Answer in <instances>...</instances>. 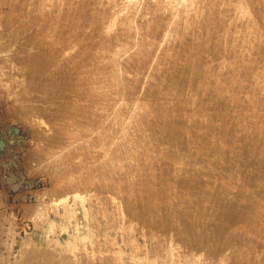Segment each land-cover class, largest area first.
<instances>
[{
    "label": "rangeland",
    "instance_id": "374dc122",
    "mask_svg": "<svg viewBox=\"0 0 264 264\" xmlns=\"http://www.w3.org/2000/svg\"><path fill=\"white\" fill-rule=\"evenodd\" d=\"M262 31L264 0H0V264H264Z\"/></svg>",
    "mask_w": 264,
    "mask_h": 264
},
{
    "label": "bare ground",
    "instance_id": "6f19581e",
    "mask_svg": "<svg viewBox=\"0 0 264 264\" xmlns=\"http://www.w3.org/2000/svg\"><path fill=\"white\" fill-rule=\"evenodd\" d=\"M168 1H169V0H168ZM229 1H230V0H229ZM165 3H166V2H165ZM151 5H152V4H151ZM149 6H150V5H149ZM235 6H236V5H235ZM192 8H193V7H192ZM194 8H195V7H194ZM163 9H164V8H163ZM185 9H186V8H185ZM166 13H167V12H166ZM163 14H164V13H163ZM160 17H161V16H160ZM94 25H95V23H94ZM257 26H258V25H257ZM92 27H93V26H92ZM94 27H95V26H94ZM254 28H255V27H254ZM261 28H262V27H261ZM258 29H259V28H258ZM262 32H264V31H262ZM262 32H261V33H262ZM262 34H263V33H262ZM208 37H209V36H208ZM260 38H261V37H260ZM260 41H261V40H260ZM251 43H252V42H251ZM261 43H262V42H261ZM251 45H252V44H251ZM260 45H261V44H260ZM195 46H196V45H195ZM237 46H238V45H237ZM152 47H153V46H152ZM176 47H177V46H176ZM193 47H194V46H193ZM214 47H216V45H214ZM150 48H151V47H150ZM168 48H169V47H168ZM194 49H195V48H194ZM235 49H236V48H235ZM253 49H254V48H253ZM262 49H263V48H262ZM144 50H145V49H144ZM217 50H219V49H217ZM217 50H216V51H217ZM76 51H77V49H76ZM152 51H153V50H152ZM152 51H151V52H152ZM175 51H176V50H175ZM193 51H194V50H193ZM64 52H65V51H64ZM147 52H148V50H147ZM199 52H200V51H199ZM205 52H206V51H205ZM211 52H212V50H211ZM262 52H263V51H262ZM65 53H66V52H65ZM148 53L150 54V51H149ZM213 53H214V51H213ZM216 55H217V53H216ZM240 55H241V54H240ZM248 55H250V54H248ZM142 56H143V55H142ZM232 56H233V55H232ZM152 57H153V55H152ZM212 57H213V56H212ZM209 58H210V57H209ZM173 59H174V58H173ZM263 59H264V58H263ZM139 60H140V59H139ZM143 60H144V59H143ZM143 60H142V61L140 60V61L143 62ZM181 60H182V59H181ZM131 61H132V60H131ZM144 61H145V60H144ZM173 61H174V60H173ZM179 61H180V60H179ZM146 63H148V62H146ZM188 63H189V62H188ZM157 64H158V63H157ZM257 64H258V63H257ZM131 65H132V63H131ZM140 65H141V64H140ZM140 65H139V66H140ZM146 65H147V64H146ZM146 65H145V66H146ZM249 65H251V64H249ZM132 66H133V65H132ZM142 66H143V65H142ZM228 66H229V65H228ZM143 67H144V66H143ZM249 67H250V66H249ZM127 68H128V67H127ZM127 68H126V69H127ZM141 68H142V67H141ZM144 68H145V67H144ZM251 68H252V66H251ZM255 68H256V66H255ZM262 68H264V67H262ZM146 69H147V68H146ZM0 71H1V70H0ZM2 71H3V70H2ZM144 71H145V70H144ZM144 71H143V72H144ZM129 72H131V71H129ZM145 72H146V71H145ZM254 72H255V71H254ZM1 73H2V72H1ZM186 73H187V72H186ZM201 73H202V72H201ZM5 74H6V73H5ZM161 74H162V72H160V75H161ZM202 74H203V73H202ZM196 75H197V73H196ZM2 76H3V75H2ZM2 76H0V77H2ZM128 76H129V75H128ZM168 76H169V75H168ZM163 77H164V76H163ZM176 77H177V76H176ZM196 77H197V79H198V76H196ZM199 77H201V76H199ZM254 77H255V76H254ZM161 78H162V77H161ZM129 79H130V78H129ZM184 80H185V79H184ZM0 81H1V78H0ZM192 81H193V80H192ZM218 81H219V80H218ZM159 82H160V81H159ZM186 82H187V81H186ZM210 82H211V81H210ZM184 83H185V82H184ZM205 84H206V83H205ZM215 86H216V85H215ZM156 87H157V86H156ZM158 87H159V86H158ZM184 87H185V86H184ZM217 87H218V86H217ZM260 87H261V86H260ZM182 88H183V87H182ZM170 89H171V88H170ZM180 89H181V88H180ZM191 89H193V88L191 87ZM194 89H195V88H194ZM158 91H159V90H158ZM170 91H171V90H170ZM182 91H183V90H182ZM182 91H181V92H182ZM191 91H193V90H191ZM165 92H166V91H165ZM184 92H185V91H184ZM208 92H209V91H208ZM176 93H177V92H176ZM191 93H192V92H191ZM204 93H205V92H204ZM158 95H159V94H158ZM168 95H169V94H168ZM212 95H215V94H212ZM166 96H167V95H166ZM152 97H153V96H152ZM170 97H171V96H170ZM170 97L168 96V98H170ZM166 99H167V98H166ZM172 99H173V98H172ZM175 99H176V98H175ZM152 100H153V99H152ZM157 100H158V99H157ZM159 100H161V99L159 98ZM181 100H182V99H181ZM197 100H198V99H197ZM183 101H185V100H183ZM190 102H191V101H190ZM214 102H215V101H214ZM108 103H109V102H108ZM196 103H197V102H196ZM196 103H195V104H196ZM183 104H184V103H183ZM189 104H190V103H189ZM190 105H191V104H190ZM197 105H198V104H197ZM202 107H203V106H202ZM172 108H173V107H172ZM208 109H209V108H208ZM176 110H177V109H176ZM213 110H214V108H213ZM179 111H180V110H179ZM223 112H224V111H223ZM176 113H177V111H176ZM218 114H219V113H218ZM223 114H224V113H223ZM216 115H217V114H216ZM189 116H190V115H189ZM220 117H221V115H220ZM220 117H219V119H220ZM228 117H229V116H228ZM178 118H179V116L177 117V120H178ZM188 118H189V117H188ZM217 118H218V116H217ZM89 120H90V119H89ZM172 120H173V119H172ZM174 120H176V119H174ZM169 121H170V120H169ZM178 121H179V120H178ZM216 121H217V120H216ZM216 121H215L214 123H216ZM223 121H224V120H223ZM233 121H234V120H233ZM179 122H180V121H179ZM179 122H178V123H179ZM227 122H228V120H227ZM231 122H232V121H231ZM71 123H72V122H71ZM140 123H141V122H140ZM233 123H234V122H233ZM146 124H147V123H146ZM169 124H170V123H169ZM176 125H177V124H176ZM178 125H179V127H180L181 124H178ZM209 125H211V124H209ZM220 125H221V124H220ZM226 125H227V124H226ZM232 125H233V124H232ZM213 126H214V125H213ZM147 127H148V126H147ZM209 127H210V126H209ZM218 127H219V126H218ZM227 127H228V126H227ZM231 127H232V126H231ZM204 128H206V127H204ZM225 128H226V127H225ZM234 128H235V127H234ZM179 129H180V128H179ZM201 129H202V128H201ZM217 129H218V128H217ZM228 129H229V128H228ZM232 129H233V128H232ZM145 130H146V129H145ZM149 130H150V129H149ZM205 130H206V129H204V131H205ZM256 130H257V129H256ZM177 131H178V130H177ZM182 131H183V130H182ZM182 131H181V132H182ZM198 131H199V130H198ZM209 131H210V130H209ZM209 131L207 130V132H209ZM142 132H143V131H142ZM211 132H212V131H211ZM215 132H216V131H215ZM139 133H140V132H139ZM212 133H213V132H212ZM228 133H229V132H228ZM230 133H231V132H230ZM230 133H229V136H230ZM193 134H194V133H193ZM204 134H205V132H204ZM213 134H215V133H213ZM180 135H181V134H180ZM206 135L208 136V133H207ZM176 136H177V135H176ZM192 136H193V135H192ZM210 136H211V134H210ZM210 136H209V138H210ZM213 136H214V135H213ZM181 137H182V136H181ZM189 138H190V137H189ZM193 138H194V136H193ZM197 138H198V137H197ZM206 138H207V137H206ZM206 138H205V139H206ZM209 138L206 139V141H209ZM212 138H213V137H212ZM178 139L180 140V138H178ZM178 139H177V141H178ZM181 139H182V138H181ZM191 139H192V138H191ZM191 139H188V140H191ZM200 139H201V138H200ZM202 139H203V138H202ZM223 139H224V137H223ZM230 139H231V137H230ZM230 139H229L230 142L233 141L232 139H231V140H230ZM194 140H195V139H194ZM211 140H212V139H211ZM224 140H225V139H224ZM151 141H152V140H151ZM206 141H205L204 144L207 143ZM229 141H228V142H229ZM234 141H235V140H234ZM142 142H143V141H142ZM230 142H229V143H230ZM239 142H241V141H239ZM177 143H178V142H177ZM200 143H202V141H201ZM211 143H212V142H211ZM148 144H149V143H148ZM197 144H198V143H197ZM212 144H213V143H212ZM226 144H227V142H226ZM146 145H147V144H146ZM153 145H154V143H153ZM155 145H156V143H155ZM177 145H178V144H177ZM194 145H195V143H194ZM200 145H201V144H200ZM202 145H203V144H202ZM188 146H189V145H188ZM197 146H198V145H197ZM206 146L208 147L209 145H206ZM206 146H205V148H206ZM230 146H231V144H230ZM233 146H234V145H233ZM233 146H232V147H233ZM167 147H168V146H167ZM201 147H202V146H201ZM201 147H200V148H201ZM196 148H197V147H196ZM94 149H95V148H94ZM173 149H174V148H173ZM197 149H199V148H197ZM245 149H246V148H245ZM163 150H164V149H163ZM169 150H170V148H169ZM174 150H175V149H174ZM201 150H203V149L201 148ZM206 150H207V149H206ZM204 151H205V150H204ZM202 153H203V152H202ZM228 153H229V152H228ZM243 153H244V152H243ZM203 154H205V153H203ZM150 155H151V154H150ZM245 155H246V153H245ZM158 156H160V155H158ZM185 158H186V157H185ZM206 159H207V158H206ZM229 159H230V158H229ZM217 160H218V159H217ZM246 160H247V159H246ZM251 160H252V159H251ZM73 161H74V160H73ZM208 161H209V160H208ZM208 161H207V162H208ZM212 161H213V160H212ZM226 161H227V159L225 158V161H224V162H226ZM201 162H202V161H201ZM150 163H151V162H150ZM167 163H168V162H167ZM250 163H251V162H250ZM252 163H253V162H252ZM179 164H180V163H179ZM215 164H216V163H215ZM223 164H224V163H223ZM256 164H257V163H256ZM256 164H255V165H256ZM162 165H163V164L161 163V167H162ZM166 165H167V164H166ZM166 165H165V166H166ZM213 165H214V164H213ZM248 165H249V164H247V166H248ZM183 166H184V165H183ZM203 166H204V165H203ZM245 166H246V165H245ZM250 166H251V164H250ZM148 167H149V166H148ZM184 167H185V166H184ZM142 168H143V167H142ZM163 168H164V167H163ZM203 168L205 169V167H203ZM225 169H226V168H225ZM137 170H138V169H137ZM219 170H220V168H219ZM226 170H227V169H226ZM77 171H78V170H77ZM224 171H225V170H224ZM83 173H84V172H83ZM87 173H88V172H87ZM161 173H162V172H161ZM113 174H114V173H113ZM210 174H211V172H210ZM213 174H214V173H213ZM97 175H98V174H97ZM98 176H99V175H98ZM92 177H93V176H92ZM205 178H206V177H205ZM128 179H129V178H128ZM260 180H261V179H260ZM129 182H130V181H129ZM160 184H161V183H160ZM160 184H159V185L157 184V185L160 186ZM261 184H262V183H261ZM95 188H96V187H95ZM183 195H184V194H183ZM129 204H130V203H129ZM187 205H188V204H187ZM131 206H133V205H131ZM129 209H130V208H129ZM129 211H130V210H129ZM131 211H132V209H131ZM133 211H134V212L136 211L135 208L133 209ZM186 213H187V212H186ZM218 213L220 214V212H218ZM148 215H149V214H148ZM187 215H188V214H187ZM149 216H150V215H149ZM235 216H236V215H235ZM150 217H151V216H150ZM150 217H149V218H150ZM105 218H106V217H105ZM109 218H110V217H109ZM109 218H108V219H109ZM152 218H153V217H152ZM147 220H148V219H147ZM150 220H151V219H150ZM150 220H149V221H150ZM109 221H110V220H109ZM152 221H155V220L152 219L151 222H152ZM195 221H196V220H195ZM120 222H121V221H120ZM151 222H150V223H151ZM106 223H107V222H106ZM114 223H115V222H114ZM189 223H190V222H189ZM189 223H187V224L189 225ZM119 224H120V223H119ZM210 224H211V223H210ZM105 225H106V224H105ZM171 225H173V226L175 227L174 224H171ZM185 225H186V223H185ZM208 225H209V224H208ZM213 225H214V224H213ZM213 225H212V226H213ZM215 225H216V224H215ZM217 225H218V224H217ZM200 226H201V225H200ZM220 226H222V225H220ZM251 226H252V225H251ZM118 227H119V226H118ZM125 227H126V226H125ZM194 227H195V226H194ZM202 227H203V226H202ZM216 227H217V226H216ZM254 227H255V226H254ZM189 228H190V226H189ZM208 228H209V226H208ZM208 228H207V230H208ZM210 228H211V227H210ZM213 228L215 229V227H213ZM107 229H108V228H107ZM125 229H126V228H125ZM180 229H181V228H180ZM195 229H196V228H195ZM195 229H194V230H195ZM198 229H199V228H198ZM198 229H197V232H196V233H198ZM200 229H201V227H200ZM214 229H213V230H214ZM216 229H217V228H216ZM177 230H179V229H177ZM188 230H189V229H188ZM201 230H202V234H203V228H202ZM209 230H210V229H209ZM209 230H208V231H209ZM257 230H258V228H257ZM259 230H260V229H259ZM193 232H194V231H193ZM205 232H207V231H205ZM210 232H212V231L210 230ZM215 232H217V230H216ZM262 232H263V231H262ZM262 232L260 231L259 233L261 234ZM162 233H163V232H162ZM200 233H201V232L199 231V234H198V235H200ZM190 234H191V232H190ZM202 234H201V236H202ZM207 234H208V233H207ZM213 234H214V233H213ZM192 235H193V234H192ZM192 235H191V238H192ZM194 235H195V234H194ZM196 235H197V234H196ZM203 235H205V234H203ZM209 235H210V234H209ZM209 235H208V236H209ZM214 235H215V234H214ZM214 235H213V236H214ZM217 235H218V233H217ZM261 235H262V234H261ZM180 236H181V235H180ZM188 236H189V235H188ZM210 236H211V235H210ZM202 237H203V236H202ZM205 237H207V236L205 235ZM262 237H264V236H262ZM193 238H194V237H193ZM197 238H199V237H197ZM197 238H196V239H197ZM207 238H208V237H207ZM207 238H206V239H207ZM209 238H210V237H209ZM214 238H215V237H214ZM216 238H217V236H216ZM218 238H219V236H218ZM259 238H261V237H259ZM175 239H176V238H175ZM206 239H205V240H206ZM261 239H262V238H261ZM140 240H141V239H140ZM188 240H189V239H188ZM197 240H198V239H197ZM197 240H195V242H196ZM201 240H202V239H201ZM203 240H204V238H203ZM205 240H204V243H203V244H205ZM207 240H211V238H210V239H207ZM214 240H215V239H214ZM254 240H255V239H254ZM142 241H143V240H142ZM190 241H191V240H190ZM192 241H193V240H192ZM199 241H200V240H199ZM199 241H197V242L200 243L201 241H200V242H199ZM211 241H212V240H211ZM126 242H127V240H126ZM188 242H189V241H188ZM207 242H208V241H207ZM215 242H216V241H214V243H215ZM250 242H251V241H250ZM252 242H253V241H252ZM257 242H258V241H257ZM127 243H128V242H127ZM142 243H143V242H142ZM153 243L156 244V242H153ZM153 243H152V245H153ZM198 243L196 244L197 246L200 245V244H198ZM201 243H202V242H201ZM214 243L211 242V245H213ZM217 243H218V242H217ZM131 244H132V243H131ZM158 244H159V243H158ZM189 244H190V243H188V245H189ZM191 244H192V243H191ZM246 244H247V243H246ZM138 245H140V244H138ZM166 245H167V244H166ZM209 245H210V243H209ZM215 245H216V243H215ZM124 246H126V245H124ZM130 246H132V245H130ZM130 246H129V247H130ZM133 246H134V245H133ZM148 246H149V245H148ZM189 246H190V245H189ZM197 246H196V247H197ZM202 246H203V245H202ZM204 246H206V245H204ZM142 247H143V245H142ZM144 247H145V246H144ZM165 247H166V246H165ZM200 247H201V246H200ZM207 247H208V245H207ZM137 248H138V247H137ZM202 248H203V247H202ZM205 248H206V247H205ZM205 248H204V249H205ZM134 249H135V248L133 247V251H135ZM139 249H140V247H139ZM154 249H155V248H154ZM154 249H153V250H154ZM241 249H242V248H241ZM255 249H256V248H255ZM128 250H129V249H128ZM131 250H132V249H131ZM143 250H144V249H143ZM155 250H156V249H155ZM172 250H173V249H172ZM202 250H203V249H202ZM245 250H247V247H245ZM249 250H250V249H249ZM249 250H247V252H248ZM251 250H252V249H251ZM133 251H131V252H133ZM150 251H151V250H150ZM162 251H163V250H162ZM243 251H244V249H242V252H243ZM253 251H254V249H253ZM131 252H130L129 254H132ZM247 252H246V254H247ZM250 252H251V251H250ZM256 252H257V251H255V253H256ZM240 253H241V252H240ZM232 254H233V253H232ZM242 254H243V253H242ZM250 254H252V253H250ZM133 255H134V254H133ZM135 255H136V251H135ZM135 255H134V256H135ZM139 255H140V256H143L144 253H143V255H142V254H139ZM150 255H151V252H150ZM190 255H191V254H190ZM192 255H193V254H192ZM236 255H237V254H236ZM244 255H245V254H244ZM254 255H255V254H253V258L255 259ZM140 256H139V257H140ZM251 256H252V255H251ZM257 256H259L258 253H257ZM257 256H256V257H257ZM262 256H263V255H262ZM139 257H138V258H139ZM144 257H145V256H144ZM162 257H163V256H162ZM184 257H186V256H184ZM240 257H242V256L240 255ZM243 257H244V256H243ZM140 258H141V257H140ZM192 258H193V257H192ZM244 258H245V259H248L249 257H247V258L244 257ZM260 258H261V256H260ZM263 258H264V257H263ZM145 259H146V258H145ZM245 259H244V260H245ZM251 259H252V258L250 257V260H251ZM258 259H259V258H258ZM258 259H257V260H258ZM132 260H133V259H132ZM134 260H135V259H134ZM241 260H242V259H241ZM130 261H131V260H130ZM157 261H158V260H157ZM167 261H168V260H167ZM188 261H189V260H188ZM204 261H205V260H204ZM204 261H202V262H204ZM248 261H249V260H248ZM261 261H262V260H261ZM135 262H137V260H136ZM135 262H134V263H135ZM145 262H146V261H145ZM180 262H181V261H180ZM185 262H186V261H185ZM222 262H223V261H222ZM251 262H252V261H251ZM130 263H131V262H130ZM132 263H133V262H132ZM188 263H189V262H188ZM205 263H206V262H205ZM205 263H204V264H205ZM256 263H257V262H256ZM147 264H148V263H147ZM206 264H208V262H207ZM209 264H210V263H209ZM220 264H221V263H220ZM251 264H252V263H251Z\"/></svg>",
    "mask_w": 264,
    "mask_h": 264
}]
</instances>
